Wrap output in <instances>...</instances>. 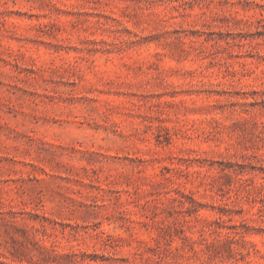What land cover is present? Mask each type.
I'll return each mask as SVG.
<instances>
[{"label": "rangeland", "instance_id": "1", "mask_svg": "<svg viewBox=\"0 0 264 264\" xmlns=\"http://www.w3.org/2000/svg\"><path fill=\"white\" fill-rule=\"evenodd\" d=\"M0 264H264V0H0Z\"/></svg>", "mask_w": 264, "mask_h": 264}]
</instances>
